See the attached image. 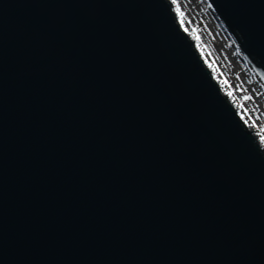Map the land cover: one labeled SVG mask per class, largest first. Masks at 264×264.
Listing matches in <instances>:
<instances>
[{"label": "water", "instance_id": "95a60500", "mask_svg": "<svg viewBox=\"0 0 264 264\" xmlns=\"http://www.w3.org/2000/svg\"><path fill=\"white\" fill-rule=\"evenodd\" d=\"M264 82V0H203ZM0 264H264V149L169 0H0Z\"/></svg>", "mask_w": 264, "mask_h": 264}, {"label": "rangeland", "instance_id": "374dc122", "mask_svg": "<svg viewBox=\"0 0 264 264\" xmlns=\"http://www.w3.org/2000/svg\"><path fill=\"white\" fill-rule=\"evenodd\" d=\"M174 3L182 2L188 13V22L183 23L185 33L192 40L199 41L201 52L216 54L223 67V73L219 78L226 82L225 78L231 79L235 89L246 92L248 103L252 106V112L264 126V83L251 69L249 64L244 62L237 51L234 42L226 35L224 29L209 13V10L202 8L199 0H173ZM180 13V12H179ZM208 13V14H207ZM203 40V42H201ZM213 64L212 59H208ZM217 66L214 65V69ZM219 72L220 70L217 69ZM226 76V77H225ZM230 88H227V92ZM231 94V91H230ZM246 98V99H247ZM252 102V103H251ZM244 104V103H243ZM242 110L250 118V110L247 105ZM264 132V129H263Z\"/></svg>", "mask_w": 264, "mask_h": 264}, {"label": "bare ground", "instance_id": "6f19581e", "mask_svg": "<svg viewBox=\"0 0 264 264\" xmlns=\"http://www.w3.org/2000/svg\"><path fill=\"white\" fill-rule=\"evenodd\" d=\"M169 1L171 2L172 7L176 13L178 23L182 27L183 23L185 24V22H188V17H189L188 13L185 10V7H184L182 2L174 3L173 0H169ZM199 2H200L199 5H201V7L203 9L206 8L207 10H209L208 6L205 4V2L203 0H199ZM182 29L184 30L183 27H182ZM193 41H194L195 47L199 51L202 59L204 60V62L208 66V68L211 70L214 79L219 84L222 93H224L228 97L229 101L236 107V109H238L239 116L241 117L242 121L245 123V125L249 129H251L255 133L256 138L258 139L259 143L261 144V146L264 149V132H263L264 126L262 125L260 119L258 120L257 117L253 114L252 109H251L252 106L250 103H248V98L246 97L247 96L246 92H240V90L235 89L233 83L231 82V79H229V78L227 79L226 76H225L226 82H224L221 78H219V73L220 74L223 73V67L219 63L220 59H218V56L214 53L211 54L209 51H208V53H205L204 51L201 52V49L199 47V45H200L199 41H197L196 39H194ZM201 42H203V40ZM240 57L242 59L241 54H240ZM208 59H212L213 64H210ZM214 65L217 66V69L220 70L219 72L217 71L216 68L214 69ZM227 88L228 89L230 88L231 94H230V91L227 92ZM245 104L247 105V108L250 110V112H249L250 118L247 115H245L246 110L245 111L242 110V108H243V106H245Z\"/></svg>", "mask_w": 264, "mask_h": 264}]
</instances>
